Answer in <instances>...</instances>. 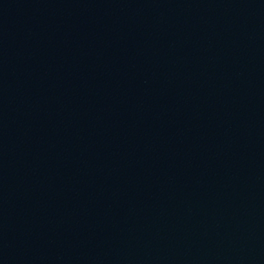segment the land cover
I'll list each match as a JSON object with an SVG mask.
<instances>
[{
    "label": "water",
    "instance_id": "1",
    "mask_svg": "<svg viewBox=\"0 0 264 264\" xmlns=\"http://www.w3.org/2000/svg\"><path fill=\"white\" fill-rule=\"evenodd\" d=\"M0 264H264V0H0Z\"/></svg>",
    "mask_w": 264,
    "mask_h": 264
}]
</instances>
